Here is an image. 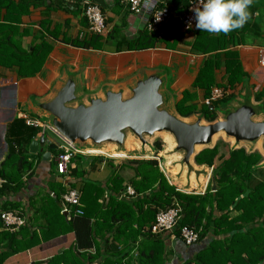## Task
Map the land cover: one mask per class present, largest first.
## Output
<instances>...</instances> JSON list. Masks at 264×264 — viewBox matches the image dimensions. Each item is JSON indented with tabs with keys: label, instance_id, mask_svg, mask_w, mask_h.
Wrapping results in <instances>:
<instances>
[{
	"label": "crops",
	"instance_id": "obj_1",
	"mask_svg": "<svg viewBox=\"0 0 264 264\" xmlns=\"http://www.w3.org/2000/svg\"><path fill=\"white\" fill-rule=\"evenodd\" d=\"M5 1L6 5L0 4V159L2 161L8 150L7 138L16 142L28 139L29 127L24 122V116L39 118L52 126L50 123L54 118L45 109V104L52 101L69 84H72L74 89V99L69 106L76 107L81 104L89 105L92 99H105L110 92L120 93L123 98H129L139 82L155 76L161 81L160 94L164 102L167 106L173 107L170 113L189 122L199 119L201 112L188 117L180 115L176 104L183 98L185 91L194 95L192 103L197 105L200 111L205 104H208L206 100L211 97L213 89H226L228 92L226 96L230 95L232 99L220 108L218 118L219 116L223 118L224 111L227 112L228 109L247 104L257 111L253 119L264 122V0H253L249 9L250 19L241 29L228 34L206 32L201 46L212 47L213 51L210 53H197L193 49L198 29L195 27L186 29L176 17L165 24V35L156 47L130 49V42L146 30L145 21L142 16L131 12L129 7L118 4L117 0L115 5L107 4L105 0L106 7L103 9L108 18L109 32L111 33L114 27L119 31L115 38L104 43L102 49L74 45V42L82 41L89 36L87 20L80 11L63 8L59 6L57 0ZM160 1L162 5L169 6L174 14L179 15L186 10L179 0ZM62 4L64 5V0ZM43 41L50 43L52 49L42 68L34 76H21L19 73L21 61L18 55H22L21 51L33 49ZM117 47L121 50L116 51ZM227 50L237 54L244 72L242 80L234 86L229 85L227 78L223 54ZM218 52L221 54V65L214 66L210 73L214 79L210 92L205 88L194 86L206 59ZM16 119L17 122L10 128ZM40 137L41 130L33 140ZM45 138L50 145L59 146L56 150H61L62 140L51 129L46 130ZM261 140L263 138L256 143ZM254 143L248 142L246 145L237 146L244 147L248 152L258 151L263 156L259 168L253 173L251 187L264 182V148H259L257 144L251 148ZM49 144L40 146L36 154L29 151V154L36 156L39 153L43 156L45 152L51 151V160H43L42 156L39 160L34 156L36 167L32 176L24 178L26 185L18 193L0 197V211H5V203L18 202L21 207L14 210L22 213L23 208L25 218H32L35 209L29 206V199L35 197L40 202L41 198L37 199V196L49 192L50 184L63 183L67 180L72 186L75 184L74 188L79 189L82 177L72 173V169L77 165L87 171L85 175L87 179L100 181L105 188L112 170L127 163L113 159L112 165L110 159L103 160V158L95 162L93 159L97 154L85 151V154H82L83 159L79 162L75 158L71 159L66 175H60L56 170L55 161L60 151L55 155L52 151L54 149H50ZM145 146V149L153 152L149 145ZM168 148V151H164V148L162 150L156 148L157 156L153 158L158 160L160 169L170 184H176L179 190L187 193H205L208 185H212L214 167L198 165L195 156L191 158L188 166L184 162L183 152ZM121 173L128 179L133 176L134 171L126 166ZM194 182L196 185L193 184ZM121 197L129 199L136 196L121 195ZM32 221L36 229L39 224L45 222L43 218L40 221L34 219ZM3 229H5L4 224L0 230ZM99 232L100 235L95 236L96 244L86 251L90 255H98L90 264H99L112 250V234L107 232L106 228H99ZM128 233L130 232L127 229L120 235L123 244L115 243L119 248L118 250L114 248L112 252V256L121 259L123 263L129 261L130 256L127 251L132 249L127 244L130 241L127 238ZM161 235L164 239L165 264L183 263L185 259L194 257L207 245V241L185 245L181 239L167 231H163ZM105 237H109L108 242ZM75 239V233L68 232L13 254L3 264H32L45 261L72 247ZM130 254L136 256L137 249L130 251Z\"/></svg>",
	"mask_w": 264,
	"mask_h": 264
},
{
	"label": "trees",
	"instance_id": "obj_2",
	"mask_svg": "<svg viewBox=\"0 0 264 264\" xmlns=\"http://www.w3.org/2000/svg\"><path fill=\"white\" fill-rule=\"evenodd\" d=\"M117 1L119 4V0ZM191 1L179 0V3H183L184 8L187 9ZM62 2L63 0H57L59 6L68 8ZM0 4L4 6L6 1L0 0ZM118 31L114 27L111 33L108 32L105 35L89 34L82 41L74 42V45L102 49L104 43L115 38ZM205 33L198 30L193 44V49L197 53L213 51L210 46H201ZM159 41L157 35L143 30L130 42L129 47L130 49L154 48ZM51 49L52 45L43 41L29 51H21L22 55H18L21 61L20 75L34 76L42 68ZM119 50L121 49L117 47L116 51ZM223 54L228 83L234 86L242 80L243 69L235 52L227 50ZM220 56L218 52L206 59L194 86L205 88L210 92L214 81L210 73L214 66L221 65ZM223 90L226 91V89ZM193 98V94L185 91L183 98L176 104L177 111L183 117L201 112V117L209 122L215 121L220 108L232 99L230 95H225L205 104L198 111L197 105L192 103ZM16 122L17 119L10 128ZM27 126L29 136L26 141L16 142L7 138L8 150L1 162L0 170V175L6 179V183L0 188V197L22 190L26 185L24 178L31 177L35 170V159L40 160L42 156L40 153L37 156L29 154V146L40 129ZM155 146L158 150H162L163 144L161 141H156ZM52 151L55 155L61 152L56 149ZM73 158L79 162L84 155L77 154ZM100 159V156H94L93 160L99 162ZM106 159L103 158V160ZM262 160L263 156L260 152H248L244 147L229 146L226 153L221 151L219 143L213 147L204 148L195 155V162L198 165L214 167L212 178L215 180L216 190L213 191V186L209 184L203 194L187 193L179 190L176 184H170L161 171L157 159H131L120 167H116L107 179L105 188L100 181L87 179L85 177L87 171L77 165L72 169V173L82 177L78 190L82 194L83 215H76L74 208L69 215H66L57 203V201L61 202V195L65 191L63 183L50 184L49 192L37 196V199L41 198L40 202L35 197L29 199V206L35 211L32 218L26 219L24 226L16 231L6 228L0 230V264L13 254L68 232H74L76 235L72 247L45 261L32 264H90L98 255H90L86 251L96 244L95 236L100 235L99 228H106L107 232L112 234V250L99 264H165L164 239L161 233L167 231L184 242L180 235V229L183 226L194 228L200 236L197 243L207 241V245L194 257L185 259L179 264H264V182H259L252 187L250 185L253 173L257 171ZM109 161L112 164V159ZM126 166L134 171L133 176L128 179L121 173ZM74 186L75 184L72 187ZM129 186L134 189L133 196L136 197L129 199L121 197ZM106 191H108L107 195ZM175 204H179L182 208L177 225L172 230L153 232L152 227L157 214ZM19 207L21 205L18 202H7L4 206L5 210H14ZM41 218L45 222L39 224L36 229L32 220L40 221ZM2 227L3 222L0 221V229ZM127 229L130 232L127 235L130 239L127 244L132 249L127 251L130 256L129 261L123 263L121 259H115L112 252L114 248L118 250L119 244H123L120 235ZM105 239L108 242L109 237ZM137 242L139 243L136 244ZM184 244L187 245L185 242ZM135 249H137L136 256L130 254V251L133 252Z\"/></svg>",
	"mask_w": 264,
	"mask_h": 264
},
{
	"label": "water",
	"instance_id": "obj_3",
	"mask_svg": "<svg viewBox=\"0 0 264 264\" xmlns=\"http://www.w3.org/2000/svg\"><path fill=\"white\" fill-rule=\"evenodd\" d=\"M94 1L106 7L105 0ZM160 85V79L154 76L139 82L129 98L110 92L105 99H92L89 105L72 107L69 103L74 99V89L72 84H69L52 101L45 104V109L53 115L54 119L50 124L56 134L84 151L108 142L116 146L117 151L126 152L119 147L124 144L127 130L132 131L143 145H147L145 135L170 132L174 135L177 150L184 151V162L187 164L204 148L215 146H209L213 142V135L223 130L226 135L234 138L236 143L256 142L263 138L264 148V122L253 119L257 113L253 106L242 104L235 109H228L227 112L224 111V118L217 117L218 119L212 122L203 123L202 117L195 122H189L168 110L160 109L164 102ZM45 143L50 142L45 138V133H42L40 139L31 142L30 153H38L39 147ZM198 144L205 146L196 151ZM237 146L233 145L232 148H239ZM101 148L103 147L96 149ZM50 149H59V146L52 144ZM51 155V151H47L42 158L50 161ZM212 186L213 190H216L213 178ZM57 203L61 206L60 201Z\"/></svg>",
	"mask_w": 264,
	"mask_h": 264
},
{
	"label": "built area",
	"instance_id": "obj_4",
	"mask_svg": "<svg viewBox=\"0 0 264 264\" xmlns=\"http://www.w3.org/2000/svg\"><path fill=\"white\" fill-rule=\"evenodd\" d=\"M107 4H116V0H106ZM122 5L129 7L131 12L140 15L145 21V28L148 32L157 35L158 39L161 40L164 36V26L168 21L176 17L183 27L186 29H192L195 27L194 18V8L196 5V0L190 2L189 7L182 14H174L171 8L167 5H162L160 0H119ZM64 4L68 7L67 9L71 11H80L81 15L85 17L88 23L87 32L89 34L105 35L110 29L108 25V18L106 16L103 7L95 2L94 0H64ZM191 25V26H189ZM228 92L215 88L212 91L210 98L206 100L209 104L211 101L220 99L224 97ZM27 125L39 128L41 134L45 133L47 129H51L55 134L54 129L50 125L46 124L39 118L24 116ZM57 135V134H56ZM62 146L61 152L56 158V170L60 175H66L68 170V163L74 155L85 154V151L79 147H75L71 142L61 139ZM0 159V170H1ZM6 183L0 175V188ZM63 185L65 191L61 195V204L63 212L68 215L72 208H74V213L76 215H83V209L81 208V192L77 188L71 186L69 181L64 180ZM107 195V194H106ZM105 195V196H106ZM133 196L135 191L132 187H127L124 192V196ZM182 208L179 204H175L167 210H161L156 217L155 224L152 227V231L157 233L163 230H172L181 218ZM0 218L6 229L11 231L18 230L21 226L26 224L25 216L17 210H5L0 211ZM180 235L187 245H192L198 242L199 233L191 227L183 226L180 229Z\"/></svg>",
	"mask_w": 264,
	"mask_h": 264
},
{
	"label": "clouds",
	"instance_id": "obj_5",
	"mask_svg": "<svg viewBox=\"0 0 264 264\" xmlns=\"http://www.w3.org/2000/svg\"><path fill=\"white\" fill-rule=\"evenodd\" d=\"M252 3L253 0H196L195 28L210 34L241 29L250 19Z\"/></svg>",
	"mask_w": 264,
	"mask_h": 264
},
{
	"label": "rangeland",
	"instance_id": "obj_6",
	"mask_svg": "<svg viewBox=\"0 0 264 264\" xmlns=\"http://www.w3.org/2000/svg\"><path fill=\"white\" fill-rule=\"evenodd\" d=\"M160 109L161 110H168V111H172L173 110V107L172 106H167V104L165 102H163V104L160 106ZM220 118V116H219ZM224 118V117H223ZM218 119V118H217ZM216 119V120H217ZM196 120H194L193 122H195ZM203 123H208L207 120L205 119H202L201 120ZM222 135V134H221ZM219 135L217 138H216V141H214L213 143H210L209 146H213L214 144L216 145L217 143L220 144V147H221V151L226 153L227 150H228V147L230 145H246L248 144V142H235V139H231V137H229L228 135L226 134H223V136ZM174 136V135H173ZM146 138V143L147 145L150 146V148L153 149V152H151L149 149H145V145H143L142 141L130 130H127L126 131V137H125V141H124V144L121 145L119 147L120 150H124L127 152L128 155L126 156H120L118 158H110L111 156H109L107 153H104V152H99V151H95L93 152L94 155L96 154H102L101 156H104V157H107L109 156L108 159H114V160H117V161H122V162H128L129 160L131 159H154L153 157L154 156H157L156 155V146H155V143L156 141H161V144H163V147L162 149L164 151L167 150V147H168V142L165 140V136L163 133H160V132H157V133H154L152 135H145L144 136ZM131 140L132 141V149H127L126 148V143L127 141ZM232 141V142H231ZM258 143V142H257ZM256 142L251 145V148H253L256 144ZM260 143V144H259ZM257 145L259 146V148L263 149L262 147V143H263V140H261ZM111 143H108V142H105L104 144H100L99 146H97L96 148H100V147H103V148H107L108 145H110ZM78 146L81 147L80 144H77ZM176 141L174 139V146L172 147L173 151L176 150L177 152H183V150H177L176 148ZM106 146V147H105ZM138 147V148H137ZM142 147V148H140ZM139 149V150H138ZM147 150V151H146ZM264 150V149H263ZM168 151V150H167ZM96 153V154H95ZM155 154V155H154ZM182 154V153H181ZM185 154V153H184ZM92 155V154H91ZM122 157V158H121ZM188 165V164H187ZM189 166V165H188ZM194 185L195 182L193 183ZM179 185V184H178Z\"/></svg>",
	"mask_w": 264,
	"mask_h": 264
},
{
	"label": "bare ground",
	"instance_id": "obj_7",
	"mask_svg": "<svg viewBox=\"0 0 264 264\" xmlns=\"http://www.w3.org/2000/svg\"><path fill=\"white\" fill-rule=\"evenodd\" d=\"M157 133V132H156ZM160 133H163L164 136H165V140L168 142V147L170 149H173L172 147L174 146V136L170 133V132H167V131H163V132H160ZM222 134V135H221ZM223 134H226L225 131H220L216 134L213 135V142L216 141V138L221 135L223 136ZM231 139H234V138H231ZM212 142V143H213ZM232 142V141H231ZM258 144V143H257ZM260 144V143H259ZM205 145H202V144H198L196 145V151H199L201 150ZM126 148L127 149H132V141L129 140L127 141L126 143ZM168 148V149H169ZM95 151H99V152H104V153H107L109 155H112V156H116V157H120V156H126L128 155L126 152H122V151H117L116 150V146L114 145H108L107 148H101V149H96V148H89V150L87 152L89 153H93ZM176 153V152H175ZM96 154V153H95ZM180 154V153H179ZM193 161V160H192Z\"/></svg>",
	"mask_w": 264,
	"mask_h": 264
},
{
	"label": "flooded vegetation",
	"instance_id": "obj_8",
	"mask_svg": "<svg viewBox=\"0 0 264 264\" xmlns=\"http://www.w3.org/2000/svg\"><path fill=\"white\" fill-rule=\"evenodd\" d=\"M102 154H97V156H100L101 158H104V156H101ZM105 158H109V156L105 157ZM110 158H115V157H110Z\"/></svg>",
	"mask_w": 264,
	"mask_h": 264
}]
</instances>
